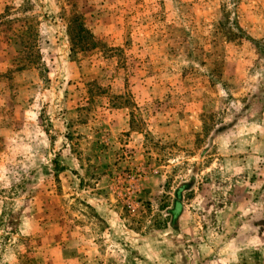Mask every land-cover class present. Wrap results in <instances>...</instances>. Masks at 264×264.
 <instances>
[{
	"label": "rangeland",
	"instance_id": "obj_1",
	"mask_svg": "<svg viewBox=\"0 0 264 264\" xmlns=\"http://www.w3.org/2000/svg\"><path fill=\"white\" fill-rule=\"evenodd\" d=\"M0 264H264V0H0Z\"/></svg>",
	"mask_w": 264,
	"mask_h": 264
},
{
	"label": "trees",
	"instance_id": "obj_2",
	"mask_svg": "<svg viewBox=\"0 0 264 264\" xmlns=\"http://www.w3.org/2000/svg\"><path fill=\"white\" fill-rule=\"evenodd\" d=\"M82 32H84V31L82 30Z\"/></svg>",
	"mask_w": 264,
	"mask_h": 264
}]
</instances>
